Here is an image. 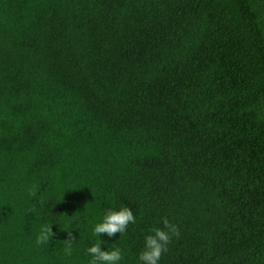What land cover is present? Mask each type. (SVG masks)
<instances>
[{"label":"trees","instance_id":"trees-1","mask_svg":"<svg viewBox=\"0 0 264 264\" xmlns=\"http://www.w3.org/2000/svg\"><path fill=\"white\" fill-rule=\"evenodd\" d=\"M162 218L158 264H264V0H0V264H142Z\"/></svg>","mask_w":264,"mask_h":264},{"label":"clouds","instance_id":"clouds-1","mask_svg":"<svg viewBox=\"0 0 264 264\" xmlns=\"http://www.w3.org/2000/svg\"><path fill=\"white\" fill-rule=\"evenodd\" d=\"M39 186L33 184L29 189V195L37 196ZM136 219L133 212L128 207H121L119 210L109 209L105 213L102 222L97 223L93 230V236L106 234L113 237L116 234L126 232L129 224H135ZM162 227H154L150 229L149 235L144 237V249L139 254V261L142 264H158L162 255L168 251V245L173 237L179 238L180 231L177 225L173 224L169 219H161ZM55 236L52 231V225L45 223L41 226L39 234L36 237V245H45L50 243ZM75 238L72 231L67 232V239L64 240L63 252L65 256L73 254V243ZM103 241L93 244L87 249V254L91 257L88 264H119L123 259V253L120 248L112 246V250H101Z\"/></svg>","mask_w":264,"mask_h":264}]
</instances>
